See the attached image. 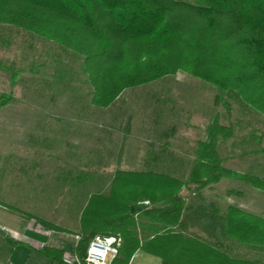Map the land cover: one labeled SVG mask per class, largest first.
I'll use <instances>...</instances> for the list:
<instances>
[{"label": "rangeland", "instance_id": "374dc122", "mask_svg": "<svg viewBox=\"0 0 264 264\" xmlns=\"http://www.w3.org/2000/svg\"><path fill=\"white\" fill-rule=\"evenodd\" d=\"M81 60L55 41L0 23V94L10 98L0 107V264H53L32 254L43 246L74 258L90 196L107 197L120 170L187 177L212 121L230 127L217 144L224 165L264 176L260 113L183 70L125 88L98 107ZM200 191L185 201L197 231L209 228L207 238L226 240L211 206L264 216V191L240 178Z\"/></svg>", "mask_w": 264, "mask_h": 264}, {"label": "trees", "instance_id": "16d2710c", "mask_svg": "<svg viewBox=\"0 0 264 264\" xmlns=\"http://www.w3.org/2000/svg\"><path fill=\"white\" fill-rule=\"evenodd\" d=\"M0 23L78 54L95 106L183 70L264 116V0H0ZM9 100L0 94V107ZM227 129L217 121L207 126L187 177L149 168L116 171L107 197H89L74 257L83 264L89 241L110 233L122 240L112 264H128L136 250L161 264H264V216L211 206L224 220L225 241L200 235L184 219L192 210L185 192L222 178L237 177L264 191V176L224 165L217 144ZM142 200L149 206L132 208ZM35 251L66 264L61 250Z\"/></svg>", "mask_w": 264, "mask_h": 264}, {"label": "built area", "instance_id": "2783aa9c", "mask_svg": "<svg viewBox=\"0 0 264 264\" xmlns=\"http://www.w3.org/2000/svg\"><path fill=\"white\" fill-rule=\"evenodd\" d=\"M141 208L149 206L147 200L139 202ZM121 237L117 234H99L92 238L85 250L83 264H112L118 257V251L121 245ZM62 261L66 264H82L75 257L65 254Z\"/></svg>", "mask_w": 264, "mask_h": 264}, {"label": "crops", "instance_id": "0c3cea01", "mask_svg": "<svg viewBox=\"0 0 264 264\" xmlns=\"http://www.w3.org/2000/svg\"><path fill=\"white\" fill-rule=\"evenodd\" d=\"M84 120V119H83ZM130 171H136V170H130ZM203 191H198V192H193V193H187L185 192V199H187L189 194H199ZM132 208H135L134 204L132 205ZM193 213V211L191 210L190 212L186 213L184 215V219L186 220V224L188 226V228H192L194 229L196 232H198L200 235H206V233L204 234V232L208 233V229L207 227L202 228V232L200 229L197 231V228L194 225V221H192V217L191 214ZM33 253H37L36 251H33ZM38 254V253H37ZM30 257V256H29ZM37 260H35L33 263L35 264ZM128 264H161L159 258H157L156 256L150 255L142 250H136L135 253L132 255V257L129 260Z\"/></svg>", "mask_w": 264, "mask_h": 264}, {"label": "water", "instance_id": "95a60500", "mask_svg": "<svg viewBox=\"0 0 264 264\" xmlns=\"http://www.w3.org/2000/svg\"><path fill=\"white\" fill-rule=\"evenodd\" d=\"M0 235H1V236H4V235H5V232H4L3 229H0Z\"/></svg>", "mask_w": 264, "mask_h": 264}]
</instances>
